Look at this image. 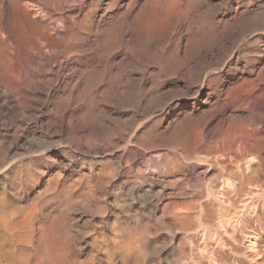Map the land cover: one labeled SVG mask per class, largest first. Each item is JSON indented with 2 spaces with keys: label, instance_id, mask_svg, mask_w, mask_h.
Returning <instances> with one entry per match:
<instances>
[{
  "label": "rangeland",
  "instance_id": "obj_1",
  "mask_svg": "<svg viewBox=\"0 0 264 264\" xmlns=\"http://www.w3.org/2000/svg\"><path fill=\"white\" fill-rule=\"evenodd\" d=\"M59 1L51 15L71 13L85 49L73 62L72 132L59 125L62 86L54 123L0 120V264H35L46 232L58 250L71 243L76 264H264L249 248L258 235L264 248V176L252 178L264 119L248 123L264 104V0ZM10 6L0 1L4 17ZM226 133L256 158L215 167L203 149Z\"/></svg>",
  "mask_w": 264,
  "mask_h": 264
},
{
  "label": "bare ground",
  "instance_id": "obj_2",
  "mask_svg": "<svg viewBox=\"0 0 264 264\" xmlns=\"http://www.w3.org/2000/svg\"><path fill=\"white\" fill-rule=\"evenodd\" d=\"M1 1V0H0ZM46 1V0H45ZM44 2V1H43ZM42 2V3H43ZM41 4V3H40ZM47 6L44 7H39V3L37 0H11V9L8 12V14H6V17H4L5 15H3L2 12H0V120H2V118H5L6 120H10L11 118H19L22 119V121H27V119L32 118L37 115L40 114L39 119L42 121L41 124L43 123L45 125V123L49 125V123H51L53 121L54 123V119L58 118L59 116H55V112L57 111L54 108V104L53 101V94L54 92L57 90H61L59 89L62 86L63 89V95L60 97L61 101L63 104V108H64V113H63V117L61 118V123L59 124L60 128H62L61 130H63L64 132H68V130L70 131L69 128V124H70V117H67V111H69V106L71 104L72 101V97H73V86L75 87L76 81L73 83V62H74V57H76L78 54L77 53H83L85 51V49L83 48L84 44V40L80 41L78 39V41L81 42L82 46L77 48H80L79 50H77L75 48V35H76V28H75V24H73V16L71 13H68L67 15H63L60 18H54L51 12V8L50 6L54 5H59V4H66V1H62L60 2L59 0H49ZM67 5V4H66ZM63 6V5H62ZM58 8V6H57ZM56 10V7L54 8ZM60 9V7H59ZM61 11V10H60ZM75 12V11H74ZM54 13V12H53ZM56 13V12H55ZM73 13V12H72ZM76 13V12H75ZM46 17H49V21H47ZM46 18V19H45ZM75 20V18H74ZM61 22V25H59V23ZM96 29L98 27H95ZM103 29V28H102ZM93 31V30H92ZM91 31V32H92ZM98 30H96L95 33H97ZM88 36V35H87ZM97 36V35H96ZM90 37V35H89ZM86 39V37H85ZM90 40V38H89ZM89 43V42H88ZM87 44V43H86ZM91 45V43H90ZM88 46V45H86ZM90 47V46H89ZM88 52V51H87ZM77 54V55H76ZM86 54V53H85ZM84 54V55H85ZM76 55V56H75ZM82 55V54H81ZM87 55V54H86ZM83 56V55H82ZM81 56V57H82ZM80 57V56H78ZM86 58V56H84ZM83 58V57H82ZM87 59V58H86ZM85 59V60H86ZM80 60V59H78ZM83 60V59H82ZM84 60V61H85ZM76 61V60H75ZM77 62V61H76ZM79 62V61H78ZM81 63V62H80ZM75 65V64H74ZM84 65V64H82ZM88 65V64H87ZM91 65V64H89ZM59 68H58V67ZM81 67V65L79 66ZM92 68V66H90ZM89 67V68H90ZM57 70H56V69ZM84 69L86 72L87 70L90 69ZM80 69V68H79ZM75 71V70H74ZM78 72H80L78 70ZM76 73V72H75ZM81 73V72H80ZM87 73V72H86ZM90 73V71L88 72ZM87 73V74H88ZM85 74V73H84ZM86 74V75H87ZM62 77V79H61ZM79 77H81V75H79ZM30 78V79H29ZM83 78V75H82ZM85 78V77H84ZM102 78V77H101ZM30 80V82H29ZM78 80V79H77ZM81 80V78H80ZM79 82V81H78ZM77 82V83H78ZM96 82V81H95ZM115 82V81H114ZM29 83H32L33 86L30 87ZM113 83V82H112ZM100 84V83H99ZM115 84V83H113ZM119 85V84H118ZM90 86V85H89ZM115 86V85H114ZM117 88H120V86H118ZM115 88V90L117 89ZM117 93H118V89H117ZM59 95V93H58ZM61 95V94H60ZM58 97V99H59ZM59 101V100H56ZM59 101V102H61ZM57 105L60 103H56ZM62 105V104H61ZM61 105L59 106V108L61 107ZM56 107V105H55ZM61 107V109H63ZM60 110V109H58ZM60 112V111H59ZM254 112V111H253ZM58 113V112H57ZM71 114V112L69 113ZM247 116V115H246ZM72 117V116H71ZM248 118H250V121L248 123H253L254 124V120L256 122V126L260 125L262 123V120L264 119V104L262 102V106L258 107L257 111H255L253 113V115L251 117L248 116ZM3 119V121L5 120ZM238 119V118H237ZM72 120V119H71ZM241 120V119H240ZM243 120V119H242ZM248 120V119H247ZM253 120V121H252ZM13 121V120H12ZM33 121V120H32ZM7 121L3 122V124H6ZM15 122V121H14ZM243 122V121H241ZM240 122V123H241ZM31 123V122H30ZM35 123V122H34ZM37 123V120H36ZM56 123V122H55ZM247 123V122H246ZM251 123V124H252ZM4 124V125H5ZM10 124V123H9ZM14 124V123H13ZM21 124V123H19ZM40 124V123H39ZM242 124V123H241ZM244 125H246L245 123H243ZM252 124V126H253ZM27 125V124H26ZM38 125V124H37ZM250 125V124H249ZM40 126V125H39ZM42 126V125H41ZM71 126V125H70ZM231 126H234L231 125ZM239 126V125H238ZM26 127V126H25ZM54 127V126H52ZM58 127V128H59ZM246 127V126H245ZM254 127V126H253ZM56 129H58L57 127H55ZM54 128V129H55ZM59 128V129H60ZM83 128V127H82ZM222 128V127H221ZM226 128V127H225ZM72 129V128H71ZM49 130V129H47ZM222 129L218 130V133L221 131ZM228 132H231L229 127L227 129ZM61 133V131H59ZM63 132V133H64ZM72 131H70L71 133ZM232 132H234L232 130ZM232 132L230 134H232ZM240 132V131H239ZM69 133V132H68ZM223 133H224V127H223ZM243 133V132H242ZM46 134V133H45ZM221 134V132H220ZM227 135L229 133H226ZM238 134V133H235ZM235 134L233 135L235 137ZM67 135V134H66ZM70 134H68L67 136H69ZM231 135V136H232ZM231 136H227V137H221V138H217L213 141L208 142L205 145L204 153L205 155L212 156V160L215 162V167H217V165L219 164V161L224 162V169H226L228 166L231 165L232 162H229V160L231 159H235L241 163L242 161H246L247 162V158L250 156L252 157L253 151L252 150H248V148L246 147V142L240 141V140H236L233 139ZM217 137H219L217 135ZM236 138V137H235ZM213 139V138H212ZM249 142V141H248ZM184 145V144H183ZM255 148L257 150L260 151L261 149V139L257 138L255 139ZM186 147V145H184ZM202 146V145H201ZM203 147V146H202ZM177 148V147H176ZM175 148V150H176ZM126 149V148H125ZM175 152V151H174ZM177 152V150H176ZM175 152V153H176ZM180 152V151H179ZM258 152V151H257ZM99 153V152H98ZM103 153V152H101ZM117 153V152H116ZM174 153V155H175ZM186 153V152H185ZM177 154H180L177 152ZM176 154V155H177ZM195 154V155H194ZM196 152H192V151H188L185 156L186 158H191L192 156H196ZM235 154V158L233 157V155ZM258 154V153H257ZM105 155V154H104ZM103 155V156H104ZM256 155V154H255ZM120 156V155H119ZM122 156V155H121ZM180 156L182 155V152L180 154ZM204 156V155H203ZM206 156V157H207ZM178 157V156H177ZM255 157V156H254ZM253 157V158H254ZM261 157V158H260ZM123 157H121L122 159ZM197 158V157H195ZM237 158V159H236ZM256 158V157H255ZM176 159V157H175ZM179 159V158H178ZM229 159V160H228ZM246 159V160H245ZM259 160V164L257 163V168H255V170H253V177L252 178H256L259 181V175H262L261 177L264 176V157H262V154H260V156L258 158L255 159ZM177 160V159H176ZM183 160H185L183 158ZM181 160V162L183 161ZM193 160V159H192ZM254 160V159H253ZM252 160V161H253ZM174 161V160H173ZM191 161V160H190ZM194 161V160H193ZM208 161V160H206ZM212 161V162H213ZM234 161V160H232ZM254 161V163H255ZM179 162V163H181ZM205 162V161H204ZM210 162V160L208 161ZM206 162V163H208ZM175 165V162H173ZM178 163V164H179ZM211 163V162H210ZM243 163V162H242ZM253 163V162H252ZM253 163V164H254ZM212 164V163H211ZM161 165V164H160ZM209 165V164H208ZM213 165V164H212ZM220 165V164H219ZM222 165V164H221ZM241 165V164H240ZM251 165V163H250ZM163 166V165H162ZM179 166V165H177ZM244 166V165H243ZM164 167V166H163ZM174 167V166H173ZM214 167V168H215ZM220 167V166H219ZM247 167V166H246ZM253 167V166H251ZM256 167V165H255ZM160 168H162L160 166ZM159 168V169H160ZM179 168V167H177ZM252 169V168H250ZM155 171V168L153 169ZM167 171V169H164ZM170 171V169H168ZM173 170V169H171ZM141 171V170H139ZM159 171V170H158ZM175 171V170H174ZM161 171H159V174ZM143 173V171L141 172ZM138 173V174H141ZM156 173V172H155ZM170 173V172H167ZM165 173V174H167ZM174 173V172H173ZM206 173V172H205ZM129 174V173H128ZM132 174V173H131ZM153 174V173H152ZM164 175V173H162ZM170 175V174H169ZM145 176V175H144ZM162 176V175H161ZM143 176H141L142 178ZM159 177V176H156ZM251 177V176H250ZM140 178V177H139ZM138 177L137 179L140 180ZM144 178V177H143ZM154 178V177H153ZM249 178V177H248ZM159 179V178H158ZM161 179V178H160ZM159 179V180H160ZM137 180V182H138ZM261 180V179H260ZM264 180V179H263ZM263 180H261L263 182ZM229 181V179H228ZM224 182V181H223ZM221 182V184L223 183ZM161 183H163L161 181ZM220 184V185H221ZM219 185V186H220ZM225 185V184H223ZM233 186V184H231ZM218 186V188H219ZM229 184L226 185V187H228ZM221 188V187H220ZM229 188V187H228ZM221 189H224L223 187ZM230 190L232 189L231 187L229 188ZM264 189V188H263ZM228 191V190H227ZM263 191V190H262ZM261 191V192H262ZM222 192V190H221ZM230 192V191H228ZM225 193H227L225 191ZM220 194V193H219ZM222 194V193H221ZM264 198V197H263ZM209 199V198H208ZM211 199V198H210ZM214 199V198H213ZM212 201V200H211ZM229 203V202H228ZM2 204H5L2 203ZM1 204V205H2ZM263 204V203H262ZM3 206V205H2ZM1 207V206H0ZM2 209V207H1ZM256 209V208H255ZM185 213V212H184ZM183 213V214H184ZM187 217V216H186ZM188 218V217H187ZM37 219V218H35ZM34 219V220H35ZM47 219V218H46ZM64 218H61V220H63ZM66 219V218H65ZM64 219V220H65ZM179 219V218H178ZM177 219V220H178ZM33 220V218L30 220H26L27 221H31ZM60 220V219H59ZM63 220V221H64ZM68 219H66V221L62 222L63 224L65 222H67ZM175 220V218H174ZM206 220V219H204ZM223 220V219H222ZM221 220V221H222ZM215 221V220H214ZM24 221V223H26ZM36 222V221H35ZM42 222V221H41ZM201 222V220H200ZM207 222V221H206ZM260 222V221H259ZM43 223V222H42ZM41 223V224H42ZM178 223V222H177ZM180 223V221H179ZM22 224V223H21ZM34 224V221L33 223ZM59 224V223H58ZM62 224V225H63ZM35 225V224H34ZM49 225V224H48ZM57 225V223H56ZM229 225V224H228ZM21 226H24L23 224ZM58 226V225H57ZM64 226V225H63ZM204 226V225H203ZM34 227V226H33ZM39 227V226H38ZM228 227V226H227ZM261 227V226H260ZM264 227V225L262 226V228ZM15 228V227H14ZM31 228V227H29ZM35 228V227H34ZM60 228V227H59ZM63 228V227H61ZM259 228V226H258ZM17 229H19L17 227ZM58 229V227H57ZM64 229V228H63ZM257 229V228H256ZM261 230V228H259ZM16 230V229H14ZM34 230V229H33ZM59 230V229H58ZM56 231L60 232V231ZM228 230V228H227ZM226 230V231H227ZM253 230V229H251ZM250 230V231H251ZM25 231V230H24ZM37 231V230H36ZM255 231V230H254ZM14 232V231H13ZM62 232V231H61ZM65 232V230L63 231ZM62 232V233H63ZM228 232V231H227ZM259 232V231H258ZM255 232V233H258ZM264 232V231H263ZM262 232V233H263ZM19 233V232H17ZM34 233V231H33ZM37 233V232H36ZM35 233V234H36ZM206 233V232H205ZM253 233V232H252ZM15 234V233H13ZM38 234V233H37ZM59 234V233H58ZM251 234V233H250ZM249 234V235H250ZM261 234V233H260ZM8 235V234H7ZM28 235V234H27ZM51 233L50 232H46L43 233L40 237V244H39V252H34L35 254H39L36 258L34 257L36 260L35 264H76L75 261L76 260H69L70 258V252L66 250L65 248H69V246H71L70 242L65 241L67 244H64L62 239V244L65 245L63 246L61 243V245L64 247H61L66 253L67 251L69 253H67V255L69 254V256H66L64 251H60L62 250L60 247V250H58L56 247L54 248V243L51 240ZM61 235V234H59ZM64 235V234H63ZM63 235H61V238L63 237ZM94 235V234H93ZM255 235V234H254ZM264 235V234H263ZM35 236V235H34ZM1 237V236H0ZM5 237V236H4ZM32 237L30 234L28 236V238ZM38 237V236H37ZM94 236H92L93 238ZM262 237V236H261ZM7 238V237H5ZM9 238V237H8ZM33 238V237H32ZM67 238V236H66ZM91 238V237H90ZM136 238V237H135ZM248 238V237H247ZM252 238V237H251ZM10 239V238H9ZM26 239V238H25ZM60 239V238H59ZM104 239V238H103ZM106 239V238H105ZM263 239V238H261ZM1 240V238H0ZM7 240V239H6ZM32 240V239H31ZM34 240V239H33ZM37 240V239H35ZM68 240V238L66 239ZM98 240V239H97ZM108 240V239H106ZM138 240V239H137ZM253 241H249L250 242V247L252 249V253L253 256L255 255H259L260 258L264 257V248L261 246L260 244V238L259 235L253 237L252 239ZM4 241V240H2ZM13 241V240H12ZM60 240H58L59 242ZM60 241V242H61ZM70 241V240H69ZM80 241V240H79ZM94 241V240H92ZM102 241V239H101ZM105 241V240H104ZM117 241V240H116ZM124 241V240H123ZM129 241V240H128ZM132 241V239H131ZM118 242V241H117ZM139 242V241H137ZM137 242L135 244H137ZM6 243V241H4V244ZM12 243V242H10ZM31 243V242H30ZM38 243V241H37ZM94 243V242H93ZM108 243V242H107ZM130 243V242H129ZM132 243V242H131ZM264 243V242H263ZM262 243V244H263ZM8 244V242H7ZM14 244V243H13ZM12 244V245H13ZM32 244V243H31ZM97 242H96V246H97ZM109 244V243H108ZM112 244V243H111ZM124 244V243H123ZM127 244V243H126ZM17 245V244H16ZM37 245V244H36ZM35 245V246H36ZM60 245V246H61ZM98 245H101L98 244ZM113 245V244H112ZM115 245V244H114ZM113 245V246H114ZM6 246V245H5ZM10 246V245H9ZM24 246V245H23ZM30 246V245H28ZM27 246V249L29 248ZM32 246V245H31ZM34 246V245H33ZM95 246V245H93ZM121 246V245H120ZM118 245V247H120ZM139 246V252H140V245ZM137 246V247H138ZM7 247V246H6ZM25 247V246H24ZM38 246H36L37 248ZM107 247V246H106ZM131 247L129 250L127 249L126 253L131 254L132 252H134V249H138L135 245L136 248H134L133 246H130L128 244L129 248ZM31 248V247H30ZM35 248V247H34ZM33 250L35 251L36 249ZM117 248V247H116ZM126 248V247H125ZM2 249V248H1ZM13 249V247H12ZM103 249V248H102ZM251 249H249L251 251ZM11 250V248H10ZM38 250V249H37ZM70 250V249H69ZM135 250V251H136ZM8 251V250H7ZM63 253H60V252ZM73 251V250H72ZM101 251V250H100ZM125 251V250H124ZM6 252V251H5ZM14 253V251H12ZM11 252V254H12ZM77 252V251H75ZM74 252V253H75ZM114 252V251H113ZM137 252V251H136ZM136 252H134L136 254ZM214 252V251H213ZM212 252V253H213ZM20 253V252H19ZM223 253V252H222ZM246 253H248L246 251ZM251 253V252H250ZM31 254V253H30ZM80 254V252H79ZM106 253H103V255ZM110 254V253H108ZM107 254V256H108ZM121 255V253H119ZM134 254V256H136ZM138 254V253H137ZM211 254V253H210ZM209 254V255H210ZM72 255V254H71ZM74 255V254H73ZM73 255L71 258H73ZM76 255V253H75ZM74 255V257H75ZM119 255V256H120ZM127 256V254H125ZM213 255V254H211ZM248 254H245V256ZM78 256V254L76 255ZM95 256V255H94ZM93 256V257H94ZM123 255H121L122 257ZM125 256V257H126ZM9 257V256H8ZM17 257V256H16ZM69 257V258H68ZM98 257V256H96ZM104 257H106L104 255ZM117 257V255H116ZM116 257H115V261H116ZM117 258V260L120 258ZM128 257V256H127ZM13 258V254L12 257ZM27 258V257H26ZM33 258V259H34ZM110 258V257H108ZM106 258V259H108ZM113 258V257H112ZM123 258V257H122ZM121 258V259H122ZM210 258V257H209ZM247 258V257H246ZM252 258V257H251ZM31 259V258H30ZM78 259V257L76 258ZM93 259V258H92ZM97 259H101V258H97ZM111 259V258H110ZM110 259L108 262H110ZM257 259V258H256ZM263 259V258H262ZM15 260V259H14ZM125 260L124 258L122 259V261ZM131 260V259H129ZM213 260V259H212ZM247 260V259H246ZM253 259H251L252 261ZM4 261V260H3ZM13 261V260H12ZM28 261V260H27ZM32 261V259H31ZM30 261V262H31ZM79 261V259H78ZM76 261V262H78ZM81 261V260H80ZM121 261V260H120ZM210 261V260H208ZM25 263H27L26 261H24ZM23 262V263H24ZM27 263V264H30ZM33 262V263H34ZM101 262V261H100ZM112 262V261H111ZM124 262V261H123ZM212 262V261H211ZM257 262V261H256ZM3 263V262H2ZM8 263V262H7ZM24 263V264H25ZM80 263V262H79ZM86 263V262H85ZM84 263V264H85ZM89 263V262H88ZM96 263V262H95ZM113 263H114V259H113ZM122 263V262H120ZM216 263V262H215ZM249 263V262H248ZM253 263V262H252ZM255 263V262H254ZM14 264V262H13ZM21 264V263H20ZM94 264V263H93ZM117 264V263H116ZM124 264V263H122ZM214 264V263H213ZM250 264V263H249Z\"/></svg>",
  "mask_w": 264,
  "mask_h": 264
}]
</instances>
